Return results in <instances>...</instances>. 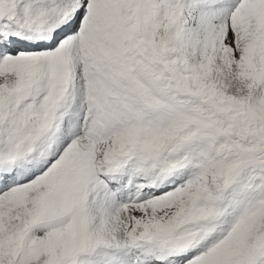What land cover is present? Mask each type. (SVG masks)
<instances>
[{"label":"snow or ice","instance_id":"obj_1","mask_svg":"<svg viewBox=\"0 0 264 264\" xmlns=\"http://www.w3.org/2000/svg\"><path fill=\"white\" fill-rule=\"evenodd\" d=\"M0 264H264V0H0Z\"/></svg>","mask_w":264,"mask_h":264}]
</instances>
